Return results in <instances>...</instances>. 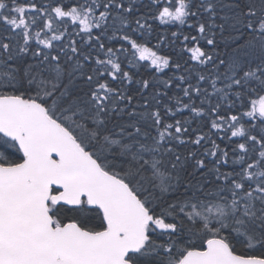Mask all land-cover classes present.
<instances>
[{
	"label": "snow or ice",
	"instance_id": "1",
	"mask_svg": "<svg viewBox=\"0 0 264 264\" xmlns=\"http://www.w3.org/2000/svg\"><path fill=\"white\" fill-rule=\"evenodd\" d=\"M0 264H264V0H0Z\"/></svg>",
	"mask_w": 264,
	"mask_h": 264
}]
</instances>
